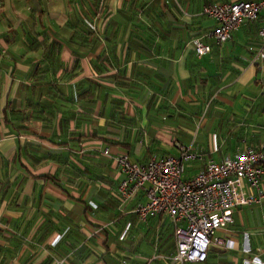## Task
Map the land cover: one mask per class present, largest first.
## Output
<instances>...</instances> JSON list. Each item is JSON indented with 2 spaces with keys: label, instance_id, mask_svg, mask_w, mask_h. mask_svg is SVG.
<instances>
[{
  "label": "crops",
  "instance_id": "1",
  "mask_svg": "<svg viewBox=\"0 0 264 264\" xmlns=\"http://www.w3.org/2000/svg\"><path fill=\"white\" fill-rule=\"evenodd\" d=\"M68 1L0 0V264H161L149 263V229L135 203L117 200L122 175L101 150L129 145L131 160L144 162L175 155L177 142L220 161L264 145V61L248 51L259 23L222 46L207 41L211 52L198 58L192 42L213 25L201 14L205 0H106L98 35L107 20L124 32L108 43L113 52L101 45L78 57L68 80L75 57L63 37L50 63L45 45L32 50L20 30L39 8L46 29H63ZM75 2L76 11L90 4ZM81 89L93 99L77 98ZM46 175L58 185L38 178ZM243 208L228 228L234 247L220 249L264 264V200Z\"/></svg>",
  "mask_w": 264,
  "mask_h": 264
},
{
  "label": "built area",
  "instance_id": "2",
  "mask_svg": "<svg viewBox=\"0 0 264 264\" xmlns=\"http://www.w3.org/2000/svg\"><path fill=\"white\" fill-rule=\"evenodd\" d=\"M201 14L213 25L192 42L198 58L211 52L207 41L222 46L241 26L259 23L257 43L248 51L253 61H264V0L209 3L202 6ZM173 143L175 155L153 154L144 162L131 160L125 152L112 154L109 147L101 153L122 175L117 200L135 203L132 212L149 229V263L202 264L212 247H234L228 231L234 212L263 203L264 145L246 146L214 161L194 152L191 145ZM243 249L250 252L245 246ZM245 264L261 263L252 259Z\"/></svg>",
  "mask_w": 264,
  "mask_h": 264
},
{
  "label": "trees",
  "instance_id": "3",
  "mask_svg": "<svg viewBox=\"0 0 264 264\" xmlns=\"http://www.w3.org/2000/svg\"><path fill=\"white\" fill-rule=\"evenodd\" d=\"M76 1V0H75ZM74 0L68 1V8H69V17L68 21L65 24V27L63 29H46L42 24V19L45 13L44 8H39V10L35 11L27 20L26 23L21 25V32L23 36H25L26 40L28 41V45L32 48V50H39V48L42 47V45H45V54L46 58L50 59V63H54L58 61L57 56L62 51V43L57 39L60 37H63V39L66 41L65 46L71 51V54L75 57V61L72 65V68L69 73H67L66 78L69 80L73 77V72L75 68H78L77 61L78 57H80L84 53L94 52L97 48H99L101 45L103 46L101 48V51L103 53H108V51L113 52L114 44L111 43L109 46L108 43L111 41V38L115 36L116 34L122 35L124 32V29H117L113 28L111 26V22L109 20L106 21L104 27L102 28V32L100 35H98L95 27V23L97 20V16H102L104 14L105 8H106V0H89L90 4L87 10H84V8H80L78 11H76V8L72 7L74 5ZM230 0H205V5L209 3H224L228 2ZM234 1V0H231ZM245 1H258V0H245ZM75 5L77 3L75 2ZM97 14V15H96ZM146 16L149 18V15L146 14ZM161 18H166L165 14H161ZM101 18V17H100ZM113 20V18H112ZM55 36L56 39H52L51 43H47L48 36ZM42 37L43 39L41 42H36L35 37ZM45 43V44H44ZM134 46L138 47L137 42H134ZM106 61V59H105ZM107 62V61H106ZM37 68L34 70L33 74L36 76L39 74L37 72ZM37 73V74H36ZM39 80V78H35V81ZM82 83V82H81ZM41 86V84L36 85ZM99 93V91L97 92ZM42 92L41 90L38 91V96H41ZM94 93L88 89L84 90H77V98L81 99H93ZM97 96V95H96ZM95 96V97H96ZM85 110V109H83ZM12 112L11 109L9 111ZM264 114V110H263ZM94 138L95 136L92 135ZM92 136H86L84 139L91 138ZM92 137V138H93ZM83 138V137H82ZM106 143L110 144L111 146L115 144V146H120L123 144L113 143L106 141ZM125 147L126 152L131 154L132 148H130L129 145H126ZM15 158H20L19 155H15ZM14 158V159H15ZM131 158V157H130ZM38 178L43 179L44 181H50L57 184V181L55 178L49 177V176H39ZM223 252L224 250L212 247L210 250L208 257L206 261L202 264H220V259L223 258Z\"/></svg>",
  "mask_w": 264,
  "mask_h": 264
},
{
  "label": "rangeland",
  "instance_id": "4",
  "mask_svg": "<svg viewBox=\"0 0 264 264\" xmlns=\"http://www.w3.org/2000/svg\"><path fill=\"white\" fill-rule=\"evenodd\" d=\"M104 15H105V13L103 14L102 19L105 18ZM54 31H55V30H54ZM95 31H97V28H96ZM116 195H117V194H116ZM119 203H120V202H119ZM247 210H248V209L243 208V209L240 210V212H241V213H248ZM248 211H249V210H248ZM253 213L256 214L257 217H258L259 220H260V215H261V214H260L259 210H254ZM231 227H233V224H232ZM231 227H230V228H231ZM219 235H220V234H217L218 237H220ZM228 251H230V250H228ZM246 254H249V253H246ZM246 254H245V255H246ZM222 255H223V260L220 261V264H233V262H232V261H233V257H235V259H236L235 261H236L237 263L242 264V259L240 260V259H238V258L244 257V255H242L241 252H237V253L235 252V254H232V253L227 252V251H225V250H224V252H223ZM231 259H232V260H231ZM237 259H238V260H237ZM251 260H252V259H251ZM161 264H163V263H161Z\"/></svg>",
  "mask_w": 264,
  "mask_h": 264
},
{
  "label": "bare ground",
  "instance_id": "5",
  "mask_svg": "<svg viewBox=\"0 0 264 264\" xmlns=\"http://www.w3.org/2000/svg\"><path fill=\"white\" fill-rule=\"evenodd\" d=\"M243 149V148H242ZM241 150V149H240Z\"/></svg>",
  "mask_w": 264,
  "mask_h": 264
}]
</instances>
